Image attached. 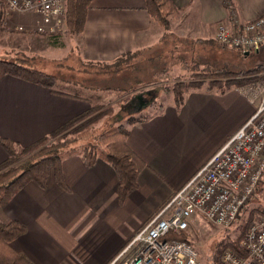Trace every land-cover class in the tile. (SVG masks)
<instances>
[{"label":"crops","instance_id":"crops-1","mask_svg":"<svg viewBox=\"0 0 264 264\" xmlns=\"http://www.w3.org/2000/svg\"><path fill=\"white\" fill-rule=\"evenodd\" d=\"M171 1L182 13L170 28H161L151 21L144 0H93L84 30L73 42L76 56L71 59L102 66L168 43L208 47L216 43V28L226 21L228 4L241 22L264 15V0ZM67 45L64 40L66 50ZM248 89L225 94L194 90L179 108L172 100L161 104L162 110L146 109V93L132 97L118 108L123 114L114 125L125 116L151 115L130 127L127 139L128 147L146 165L136 189L120 201L118 179L109 164L97 160L86 167L80 156L64 159L61 168L67 189L51 175L46 188L28 183L0 209L2 221L25 226L13 247L35 264H108L253 115L260 97ZM120 99L116 95L104 104ZM93 104L6 76L0 81V137L30 146ZM5 160L0 148V164ZM262 190L264 179L256 193L264 201Z\"/></svg>","mask_w":264,"mask_h":264},{"label":"trees","instance_id":"trees-1","mask_svg":"<svg viewBox=\"0 0 264 264\" xmlns=\"http://www.w3.org/2000/svg\"><path fill=\"white\" fill-rule=\"evenodd\" d=\"M92 2L93 0H65L64 26L66 31L64 33L66 35L79 36L82 34L86 13ZM144 2L145 10L151 21L161 28H167L169 21L176 20L182 13V9L177 8L171 0H144ZM0 28H3L1 15ZM42 35L47 36L53 46H63L61 33ZM261 51L264 59V47ZM126 59L127 56L116 62ZM185 68L195 70L197 65H185ZM163 71L155 73L154 76L165 75L166 73ZM6 76L20 79L50 91L55 89L57 80L54 75L37 70L31 65L26 66L20 61L0 59V81ZM254 86L264 87V60L247 71L233 72L224 68L215 69L210 73L194 71L187 78L180 77L173 80L170 87H160L152 92H147L146 96L149 101L147 107L163 109V105L156 107L155 94L158 90H170L173 105L179 108L184 102L185 95L190 91L203 89L209 93L216 91L219 94H225L231 89ZM105 90L121 96V100L115 104H108L107 107L93 104L88 111L72 118L30 146L21 147L9 139L0 137V148L6 154V160L0 164V208L6 206L14 195L28 183L46 188L51 175L60 188L67 189L61 164L64 159L73 156H80L86 167H91L97 160L109 164L118 179V198L120 201L136 189L137 177L146 165L128 147L127 139L130 127L146 122L151 118V115L129 119L125 125L114 127L98 135V137H93L92 127L95 124L102 118L115 117L117 106L122 107L131 100L128 94L131 89L127 91L107 88ZM124 94L126 95L124 96ZM261 193L264 195V190ZM258 199L261 200L259 196L257 202ZM256 206L258 207L249 210L247 205L242 211L241 216L248 212L247 217L241 218L238 226L235 227L237 235L233 240L225 241L221 245L222 249L230 250L241 257L246 256L240 247V242L256 216L264 219V205L257 203ZM25 230V226L18 221L4 222L0 219V264H35L12 245ZM185 234L186 232H183L173 236V238L189 243Z\"/></svg>","mask_w":264,"mask_h":264},{"label":"built area","instance_id":"built-area-1","mask_svg":"<svg viewBox=\"0 0 264 264\" xmlns=\"http://www.w3.org/2000/svg\"><path fill=\"white\" fill-rule=\"evenodd\" d=\"M217 25L215 42L246 53L264 47V15L241 22L232 4ZM3 24L18 32L58 34L64 27L65 0H0ZM253 115L196 174L116 254L110 264H201L190 243L173 238L187 232L194 215L211 225L232 228L264 178V87ZM246 256L222 250V264H264V219L252 222L240 242Z\"/></svg>","mask_w":264,"mask_h":264},{"label":"rangeland","instance_id":"rangeland-1","mask_svg":"<svg viewBox=\"0 0 264 264\" xmlns=\"http://www.w3.org/2000/svg\"><path fill=\"white\" fill-rule=\"evenodd\" d=\"M173 21H169L167 28H170ZM187 24L188 22L184 21L183 26ZM65 31L66 28L64 26L58 32V34H62L63 46L55 47L45 35L31 32L30 30L28 32L14 31L3 24V28H0V59L20 61L26 66L31 65L37 70L54 75L57 79L55 89L76 97L88 99L104 107L108 106V104H104L108 99L117 95L114 92L106 94L105 89L107 88L127 91L131 89L128 94L132 98L144 93L147 94V92H152L160 87H170L173 80L180 77L187 78L194 71L210 73L220 68L233 72L247 71L253 69L259 62L264 60L262 51L245 56L235 50L222 48L217 43H211L208 47H201L191 43L188 46L182 43L175 45L168 43L155 51L146 52L141 56H132L125 61L97 66L71 59L76 56L73 44L76 36L66 35ZM188 37V39H192L190 36ZM64 40L68 42L67 50L64 47ZM69 49L72 53H68ZM185 65H197V68L195 70L192 68L188 69L185 68ZM162 71L166 74L160 77L154 76L155 73ZM247 88L258 93V90L263 87L254 86ZM135 91L136 93H134ZM146 99L147 96L144 100ZM171 101L172 93L170 90H158L155 94L156 107ZM146 102L149 101L147 100ZM146 109L149 108L147 107ZM155 109L153 108V110ZM122 114L123 112L120 111L116 113L115 117L102 118L92 127L93 137H98V135L114 127L125 125L129 119H137L143 115H148L142 113L137 116H125L122 117L119 124L114 125ZM256 193L248 203L249 210L258 207L256 206ZM257 203L264 205V201L259 199ZM252 204H254L253 207H251ZM247 213H244L245 215L241 216L239 221L227 230L211 225L199 215H194L189 220V229L185 235L192 248L199 255L201 264H222L221 260L217 258L218 253L224 250L221 245L225 241L234 239L237 235L235 227L238 226L241 218L245 219L247 217ZM260 220L263 219L256 216L254 221Z\"/></svg>","mask_w":264,"mask_h":264},{"label":"water","instance_id":"water-1","mask_svg":"<svg viewBox=\"0 0 264 264\" xmlns=\"http://www.w3.org/2000/svg\"><path fill=\"white\" fill-rule=\"evenodd\" d=\"M245 56H248V53H246Z\"/></svg>","mask_w":264,"mask_h":264}]
</instances>
